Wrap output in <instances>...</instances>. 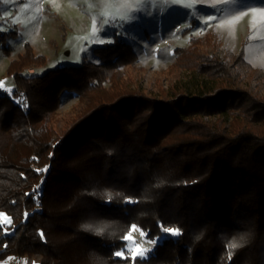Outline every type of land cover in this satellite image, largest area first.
Listing matches in <instances>:
<instances>
[{"label": "trees", "instance_id": "1", "mask_svg": "<svg viewBox=\"0 0 264 264\" xmlns=\"http://www.w3.org/2000/svg\"><path fill=\"white\" fill-rule=\"evenodd\" d=\"M7 36L0 31V42ZM209 43L212 36H195L175 48L169 69L177 73L159 97L121 78L117 66L136 54L120 38L94 48L97 64L38 73L44 57L27 45L9 61L13 87L0 89V214L11 224L0 223V259L264 264V72L243 47L221 60L202 50ZM66 93L77 102L53 138L46 123ZM132 225L149 238L164 235L135 262L123 239Z\"/></svg>", "mask_w": 264, "mask_h": 264}, {"label": "rangeland", "instance_id": "2", "mask_svg": "<svg viewBox=\"0 0 264 264\" xmlns=\"http://www.w3.org/2000/svg\"><path fill=\"white\" fill-rule=\"evenodd\" d=\"M253 9L264 11V0H237L235 4L223 0H174L170 4L159 0L140 4L136 0H0V31L9 35L0 42V89L10 91L13 87L6 67L25 53L26 45L34 55L44 57L34 67L41 73L60 65L77 66L83 59L97 64L94 48L119 38L136 54L133 64L117 66L121 78L131 88L140 87L157 97L162 89L169 90L177 73L169 69L175 60V48L186 47L190 37L212 36L215 45L209 43L202 50H215L221 60L227 52L235 54L243 47L245 60L264 72V18L253 15ZM125 16L130 19H122ZM209 16L213 19L208 20ZM105 20L109 21L107 25ZM94 21L97 27L103 26V32L92 34ZM101 39L111 42L101 43ZM76 102L73 93L61 96L46 123L55 132L53 138L61 134L69 117L67 111ZM132 226L127 233L132 236V240H126L127 253L131 255L128 250L136 245L153 250L156 244L148 241L157 237L141 238L143 231L136 225L139 231H131ZM39 260L38 255L10 254L1 258L0 264H39Z\"/></svg>", "mask_w": 264, "mask_h": 264}, {"label": "snow or ice", "instance_id": "3", "mask_svg": "<svg viewBox=\"0 0 264 264\" xmlns=\"http://www.w3.org/2000/svg\"><path fill=\"white\" fill-rule=\"evenodd\" d=\"M137 4H140V3H144L146 2V0H136ZM160 3H164V4H170V3H173L174 0H159ZM237 2V0H223V3L225 4H235ZM194 5H186V7H193ZM253 12V15H259L261 16L262 18H264V11H260L259 13H257L256 9H253L252 10ZM240 17H236V19L238 20ZM122 19H130L129 17L125 16V17H122ZM213 17L212 16H209L208 17V20H212ZM109 23L108 20H105L104 21V24L107 25ZM229 23H232V21H229ZM104 31V28L103 26H100V27H97L96 26V23L95 21L93 22V29H92V34L93 35H96L98 32H103ZM101 43H104V42H111L110 40L109 41H105L103 39H101L100 41ZM22 102V101H20ZM19 103V102H18ZM0 216H3V220L0 221V223H4V224H11V219L7 216H4L3 214H0ZM131 231H139V229L136 228L135 225L132 226V229ZM161 231L163 234H167V235H171V236H178L180 235V230L179 229H170V228H166V227H163L161 226ZM43 235V234H42ZM141 235V238H143V236L145 235V233L141 232L140 233ZM123 239L125 240H132V236H131V233L125 235L123 237ZM161 239H164V235H162L161 237L157 238V239H154V240H150L148 241L149 244L151 245H155L157 243H159V240ZM230 247L232 248H237V247H240V245L236 242H233ZM152 249L151 248H144V247H141L139 245H136L134 248L132 249H129L128 251H130L131 253V256H132V259L133 261L135 262L136 260V257H145ZM114 255H116L117 257H122L124 255V253L122 251H118L116 252ZM229 257H231V253H229Z\"/></svg>", "mask_w": 264, "mask_h": 264}, {"label": "built area", "instance_id": "4", "mask_svg": "<svg viewBox=\"0 0 264 264\" xmlns=\"http://www.w3.org/2000/svg\"><path fill=\"white\" fill-rule=\"evenodd\" d=\"M39 169H41V167Z\"/></svg>", "mask_w": 264, "mask_h": 264}]
</instances>
